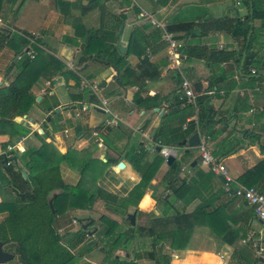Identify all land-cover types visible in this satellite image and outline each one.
Here are the masks:
<instances>
[{
    "label": "crops",
    "instance_id": "0c3cea01",
    "mask_svg": "<svg viewBox=\"0 0 264 264\" xmlns=\"http://www.w3.org/2000/svg\"><path fill=\"white\" fill-rule=\"evenodd\" d=\"M237 1L238 3L236 0H129L131 5L137 7V12L134 14L132 13V6L121 7L119 5L120 0L104 1L103 5L106 9L104 16H102L104 22L107 23L109 18L112 19L109 17L110 14L119 16V13L122 12L124 15L122 29L118 32L120 33L119 41L127 38L134 25L150 23V26L144 30L147 32L152 27L159 25L163 27L165 23L170 21H192L194 23L195 34L186 36L185 39H180V33H171L176 41L177 52L180 56V64L177 67L169 59L170 50L161 39L162 27H160L162 29L160 42L163 47L154 55L150 54L149 47L146 48L145 52L149 62L153 65L152 70L156 73V77L144 81L146 90L144 89L145 92L141 95L157 94L165 100H162L161 104L156 107H150V109L137 107L132 99L135 87H117L112 67H100L96 76L88 81L90 83L103 81L104 83L100 87L97 83V89L92 90L89 87L96 98L95 103L72 100L71 96L80 92L79 88L73 86L74 81L72 79L65 82L64 78L58 74L53 77L40 76L31 87V92L39 99L35 100L26 114L13 118V122L18 124L14 125L13 128L24 131L25 134L19 136L17 133H0V155L3 157L11 155L16 161L14 166L11 164L12 162L10 163L13 166L11 171H15L20 166L14 152L19 153L26 146H39V139L34 132L42 134L40 124L43 123L47 115L53 116L50 111L46 112L38 105L42 95L48 92V94L53 95L58 103L56 108H59V112H54L59 114L56 124L61 130L53 131L48 122L45 123L47 137L44 138V141L52 142L60 153H64L67 148L87 150L93 158H98L101 161H105L107 158L114 161V164L110 161L106 172L101 176L99 183L96 182V185L112 193L117 199L125 197L141 177V174L134 169L133 163L127 158L128 150L137 152L139 149H144L145 152L141 160L146 163H149L156 156L160 157L158 151L149 148V145L158 146L151 140L153 129L161 126V123L167 124L169 127L179 126L182 128L188 120L195 122L196 112L198 109L201 110L200 105L199 107L195 102L193 104L188 103L183 97L184 101L180 104L182 107L180 111L167 117L163 116L170 104L173 105L175 101H180L176 95L179 87L175 84L176 73H178L180 79H186L193 89L194 100L200 95L208 97L207 103L210 108L208 113L212 117V121L210 120L212 124L209 126L204 121L203 124L206 125V128L197 126L198 130L193 132L198 135V146L188 147L186 143L193 133L184 136L178 146H162L174 149V160L180 157L182 150H188L185 160L179 161L178 172L171 182L173 186L179 185L181 179L186 180L194 177L196 170H200L202 173L210 170L213 174L210 181L207 182L209 185L206 189L201 190V196L208 200L206 214L200 223H195L193 220L189 227H184L182 223H173L170 220L174 215L191 213L199 203V198L183 204L179 199L173 198L170 188L164 190L165 182H168L170 176L173 177V172L167 170L172 163L169 166L166 165L162 156L163 161L158 164L152 178L148 181V186L137 202L136 208L141 211V214L150 215L149 218L160 217L159 229L162 231L171 232L177 226L183 228L179 241L174 242L177 247L170 248L171 239L168 237L166 241L164 240L159 244L161 253H163L162 249H167L165 254L169 256V264H264V222L257 220L250 205L230 190V188L233 190V187L237 188V186L253 187L264 193V69L260 66L261 62L264 61V28H262L259 20L251 21L253 26L252 39L246 51V43L241 36L234 38L222 31L212 30L208 25V20L212 19L228 17L242 20L246 14V9L242 0ZM61 2H67L68 6L71 5V8L65 7L69 11L67 14H62L59 11L56 0H0V21L2 23L0 29L5 30L8 37L13 34L24 37L27 44L26 48L22 47V50L31 45L37 47L38 50L28 48V51L32 53L31 58L25 52V55L30 59L37 57V60L45 63L48 55L60 61L64 65V69H72L73 67L72 71L80 77L81 88L85 86H82V77H84L82 68L84 66L81 69L74 66L79 48L70 43V39L74 35L73 25L80 23L88 27L87 22L94 27L98 26L100 23L98 7L103 1L97 0L93 3V8L84 13H82V9L86 7L87 0H61ZM141 12L144 13V16L139 15ZM25 33H29L30 36L25 35ZM77 40L81 41V37H78ZM182 44H189L205 50L196 49L192 51L191 56H187ZM208 48L227 52L234 51V54L228 60L212 63L205 58ZM247 53H252V60L257 63L248 62L242 67L243 59ZM237 55L240 58L239 62H236ZM17 56L20 55H15L14 50L6 45V41L0 40V86L7 85L15 76L17 72L15 62L20 58ZM163 60L166 62L165 64H161ZM155 63L158 65L157 69L154 68ZM251 70L254 72L252 73ZM56 77H60V81L53 84L52 80ZM180 92L182 93L181 87ZM52 100L50 98L45 99L42 106L47 107ZM102 102H104L107 110L102 108ZM70 103H74V105L77 103L82 106L78 108L79 110L75 109L76 111H74L76 116L82 112V115L78 116L79 120L82 119V135L79 134L81 138L74 141L77 146H82L81 148L67 145L68 141L66 140L65 143L62 138V134H67V130L72 128L62 124L69 112L74 109V105L70 107L73 109L67 107ZM86 105H90V108L84 109ZM93 105L104 111L93 110L91 108ZM154 108H157V111H154ZM201 114L203 115L202 111ZM112 120L114 124L104 125L105 121ZM72 126L76 129L75 132L78 128L80 129L77 124ZM94 131H97V136L92 135ZM207 131L213 132V136H204ZM119 134H122L123 137L120 138ZM88 136L94 139L96 150L92 149L91 146L84 147L89 144ZM108 137L111 140L108 141ZM97 140L101 143L99 147L96 145ZM182 141L185 142L182 144ZM126 142L127 147L124 150L123 145ZM201 147L211 155L213 165L215 163L223 165L229 180L225 181L222 176L211 171L210 165L201 163ZM116 162H122L123 167L116 170ZM254 166H257V169L251 170ZM59 170L63 181L66 177L73 179L74 175L70 169L66 171L64 167L59 166ZM1 172L3 177L0 176V202L17 203V200L22 199L21 196L29 193L31 188L27 182L15 174L3 172V168ZM20 172L25 177L26 172L23 168L20 169ZM244 173L247 175L240 181L239 177ZM109 178L112 181H109ZM195 179L204 180L202 177ZM105 181L111 183L116 191L107 190L102 186ZM246 184L251 185L246 186ZM152 194L155 197L160 196L161 200L168 198L167 203L156 202L151 197ZM145 196L148 197L146 204L143 202ZM49 200L51 202V198ZM100 200L102 201L101 209L110 208L113 215L120 217L122 210L117 209V212H113L112 203L106 204L103 199ZM88 207V209L71 210L65 206L64 211L73 214V219L70 221L75 224L77 219H80L76 217L78 213H88L95 209V205ZM100 207L97 208L100 209ZM130 208L133 209L134 207L127 206L126 213L129 212L127 209ZM132 211L134 212V210ZM7 212V210L0 211V223ZM58 215L59 213L55 214L56 217ZM135 217L134 212V220ZM164 218L168 221L163 222ZM57 225L58 220L56 219L55 227ZM91 225L90 221L86 231ZM118 225L120 228L128 227L129 223L128 225L123 224L122 227L120 223ZM78 226L80 225L78 224ZM102 227L95 225V232H93L95 236L99 230L104 228ZM119 227L118 229H120ZM85 237H87L86 232ZM81 243L74 248H78ZM74 248L71 250L72 252ZM98 250L101 248L98 247ZM121 254L122 250L116 249L114 251V255L119 259H130L128 252L122 254L123 257L120 256ZM102 255L104 254L102 253ZM102 255L100 257L102 260L98 261L97 264H107L103 262ZM135 262L136 264L139 262L141 264H154L152 260L144 257L135 259Z\"/></svg>",
    "mask_w": 264,
    "mask_h": 264
},
{
    "label": "trees",
    "instance_id": "16d2710c",
    "mask_svg": "<svg viewBox=\"0 0 264 264\" xmlns=\"http://www.w3.org/2000/svg\"><path fill=\"white\" fill-rule=\"evenodd\" d=\"M56 1L58 2L59 11L62 12V14H67L69 11H67V8L65 9V7L68 6V3L61 2V0ZM96 1L97 0H87L88 3L86 4V7L82 9V13L91 10L93 8V3ZM102 1L103 2L99 4V7L97 6L99 13L98 16L100 18L98 26L86 27L80 23L73 25L74 35L72 39H70V43L72 46L79 48L74 66L80 67L85 64L82 68V72H84L83 78L86 82L100 71L99 69H96L95 72L87 73L92 63L99 64L101 68L112 67L114 72L116 71L114 81L117 87H135L132 99L137 107L150 109L152 106H158L161 104L162 100L165 99L162 97L160 98L157 94H145L144 96L141 94L143 89L146 90L144 81L156 77V73L152 70L153 65L149 62L145 51L146 48L149 47L150 54L154 55L163 47L160 42L162 29H160V27H152L149 31L145 32L144 30L150 26V23L147 22L141 25H134L127 35L126 43L123 45V51L120 52L119 46L122 45L119 43L120 33H118V30L120 25H123L124 15L122 12L119 13V16L116 14H110L109 17L112 19L109 18L107 23L104 22L102 16H104L103 14H105L106 9L103 3L106 0ZM242 1L246 9V14L242 20L228 17L212 19L208 20V25L212 30L222 31L229 34L231 37L236 38L237 36H241L246 43L245 49L247 51L252 39L253 26L251 21L253 22L255 19L259 20L262 28H264V0ZM124 2L128 5L129 0H124ZM131 6L133 10L137 12V7L133 5ZM68 7L71 8V5L69 4ZM163 30L169 33H180V39H185L186 36L195 34L194 23L192 21H170L164 24ZM25 35L30 36L29 33H25ZM78 37H81V41L77 40ZM0 40L3 42L6 41V45L14 50L15 55H20V58L15 62V68L17 69L15 76L7 85L0 86V133H17L19 136L25 134L24 131H19L13 128L14 125H18L13 122V118L26 114L35 103V95L31 92V87L40 76L53 77L55 74H58L64 78L65 82L72 79L74 81L73 86L80 89V92L71 96L72 100H80V102L85 101L87 103L96 102L94 94L88 87L84 86L80 88V77L72 71V69H64V65L54 57L47 55L45 63L37 60V57L34 59L27 57L25 52L28 48H32L33 50H38V48L31 45L27 49L22 50V47L26 48L27 44L24 37L17 36V34L8 37L7 32L0 29ZM182 48L185 49L187 56H191L192 51L196 49L201 51L205 50L189 44H182ZM232 54H234V51L227 52L220 49L214 50L208 48L206 50L205 58L212 63H219L228 60ZM130 55H133L138 59L137 63L134 64V68L127 65V57ZM252 57V53H247L243 59L242 67L248 62L254 63L255 61L252 60ZM239 60V55H237L236 62H239ZM165 63L164 60L161 61V64ZM260 66L264 69V61L261 62ZM157 67L158 65L155 63L154 68L157 69ZM175 84L179 87L176 95L180 101H175L173 105L170 104L168 106L169 109L163 115L164 117L172 115L180 111L182 108L180 107V104L184 101V96L181 92L179 93L181 79L178 73H176ZM47 98L53 100L50 105L43 107L42 103ZM207 100L208 97L206 95H200L194 100L197 106H201V110L198 109L196 112L195 122L188 120L182 128L179 126L169 127L167 124L161 123V126L153 129L151 140L158 146H178L179 142L184 139V136L198 130L197 126H202V128L205 129L206 125L203 124L204 121H206L207 125L211 126L212 123L210 120L212 121V117H210V114L208 113L210 108ZM38 105L46 112L50 111L53 115L52 117L47 115V117L44 118L43 123L40 124L42 134L34 132L35 136L39 139V146H26L23 151L19 153L14 152V155L20 164L15 171H11L16 164L15 159L11 157V155H8L7 159L12 161L11 164L13 166L11 164L6 165V160L3 161V156L0 155V167L2 166L3 172L12 175L15 174L24 182H27L31 188L27 195H23L21 196V200H17V203L0 202V211H8L0 223V241L2 242V245L7 243L13 244L12 247L15 249L18 257V264H66L73 258V252L71 250L80 242H86L84 241L86 230H81V228L78 229L77 232L72 234L71 239H66L65 242H63L62 235L57 232L54 223L57 217L64 215L66 212L64 211L65 206L71 210L78 208L86 209L89 204L92 203L94 198H100L103 199L106 204H108V202L113 204V212H117V209L122 210L123 212L120 211L121 216H125L126 208L129 205L134 207L135 214H141V211L136 208L137 202L141 198L145 188L148 186V181L152 178L158 164L163 161V159L161 156H156L149 163H146L141 160L143 153L145 152L144 149H139L137 152L134 150H128L127 158L133 163L134 169L141 174V177L140 180L131 187L125 197L117 199L115 195L96 185L97 178L104 175L106 172L104 171L105 167L110 165L111 160L105 158V161H101L98 158H93L87 150H74L67 148L64 153L58 152L52 142L44 141V138L47 137L45 123L48 122L53 131L59 129L56 124L59 114H56L53 110L58 103L53 95L45 92ZM201 111L203 112V115L201 114ZM77 132L80 131L78 130ZM212 133L207 131L204 133V136H213ZM127 142L123 145L124 150L127 147ZM187 155L188 150H182L180 157L178 159L176 158L167 168L168 172H173V177L170 176L169 180H167L168 182H165L164 185V190L170 188L169 190L173 198L179 199L183 204H187L195 198H199V203L193 208L191 213L178 214L170 218L173 223H182L184 227H189L193 220L195 223H200L203 216L206 214L208 200L201 196V190L206 189L209 185L207 182L210 181L213 176L210 170L206 173L196 170L193 175L194 177H190L186 180L181 179L179 185L173 186L171 182L174 180L173 178H175V175L178 172L179 161L185 160ZM111 162L114 164V161ZM62 163H65L71 169L77 171L81 176L78 185L70 187L68 195L63 191L65 184L63 183L59 170V166ZM257 166L252 167L251 170L257 169ZM21 168L26 172L25 177L21 175ZM1 169L0 176L3 177ZM89 171H91V173L92 171H95L96 175L90 173L92 178L86 179V175ZM246 175L247 173H244L239 177V180L241 181ZM196 177H202L204 180L198 181L195 179ZM86 180H90L91 184H95L92 185L94 186V189L92 190L93 192L90 191L89 186H86ZM250 185L251 184H246V186ZM55 190H59L58 193H54L53 191ZM230 190L234 193L231 188ZM151 197L155 199L156 202L163 204L167 203L168 200V198L161 200L160 196L155 197L153 194ZM49 198H51V204L54 209L53 213L50 212L48 207L47 202ZM147 201L148 197L145 196L143 202L146 204ZM56 213H59L57 217H55ZM166 218L163 219V222L168 221ZM160 221V217H154L150 221V223L152 222L154 225L153 227L151 224L148 226L137 225L134 227L133 232L135 234H138L139 236L146 234L150 236V238L152 237V239L149 242L148 250L142 252L135 251L133 253V258L131 257L130 259H119V257L114 255L116 249L127 251L130 237H126L121 232V229L118 230V224H116L112 230L104 227V229L101 230L104 238L103 244L99 246L104 253L103 262H106L107 264H136L135 259L144 257L152 260L154 264H169V256L159 251V244L164 240L166 241L168 237L171 239V242H169L170 248L177 247L174 242L179 241L178 239L183 232V228L177 226L171 232L162 231L159 229ZM124 238H126V241L123 243L122 240ZM83 245L84 247L87 246L85 244ZM92 245L94 246V244ZM8 251L11 252V249Z\"/></svg>",
    "mask_w": 264,
    "mask_h": 264
},
{
    "label": "rangeland",
    "instance_id": "374dc122",
    "mask_svg": "<svg viewBox=\"0 0 264 264\" xmlns=\"http://www.w3.org/2000/svg\"><path fill=\"white\" fill-rule=\"evenodd\" d=\"M119 5L121 7H124L127 4L124 2V0H120ZM128 5H130V7H131L130 2H128ZM132 13L133 14L135 13V11L133 10V8H132ZM86 25L88 27H92V26L94 27V25H91V24H89L87 22H86ZM119 43H121L122 46L125 45L126 39L120 40ZM137 61H138L137 57H135L133 55H130V56L127 57V65H129V67H133L134 68V64ZM99 68H100V65L99 64H93L92 63V65L89 68V70H88L87 73L95 72V70L96 69H99ZM72 69H73V67H72ZM95 76L96 75H94L93 77H95ZM97 83H98V81H92L91 83L90 82H86L84 80V78L82 77V86L85 85L88 88L90 87L91 89H97V87H96V84ZM90 84H92V85H90ZM129 88H131V87H129ZM71 89H73V88H71ZM143 92H144V89L142 90V93ZM192 92H193V89H192ZM72 105H74V103H70L69 105H67V107L69 109H73V108H70ZM78 105L79 104L76 103V105H74L73 111L69 112V114L66 116L67 118L62 121V124L63 125H66L68 127H72L71 129L67 130V134H62V138L64 139L65 143H66V140L68 141V143H70V144L67 143V145H71L74 148H76V147L81 148L82 147V146H77V143L74 142L75 140H78L79 138H81L79 136L82 135V132H81V130H82L81 129V127H82V125H81L82 121L81 120L82 119L81 120L78 119V116L79 115L81 116L82 115V112H81V114H78V116H76L75 113H74V111L79 110L78 109L79 108ZM74 124L79 125L80 129L78 128L77 131L80 130V132H75L76 129H74V126H72ZM60 130L61 129H59V131ZM119 137L122 138L123 135L122 134H119ZM88 140H89V144H87L84 147L91 146L92 149L96 150L95 147H94V139L92 137L88 136ZM107 140L108 141L111 140L110 137H108ZM39 144H40V142H39ZM61 166L64 167L66 171H67V169H70V172L72 173V175H74L73 176V179H70V178L66 177V178H64V181H63V183L65 184V187H63V191L65 192V194L68 195V193L70 192V190H69L70 187H72L74 185L77 186L78 185V182L81 179V176H80V174L77 171L71 169L69 166L65 165L64 163H62L60 165V167ZM107 168L108 167H105V170L104 171H106ZM116 170H119V169L116 168ZM90 173H91V171H89L87 173L86 179L92 178L90 176ZM91 174L96 175V172L95 171H92ZM100 178L101 177L97 178V180H96L97 183H99L98 181H100ZM108 180L109 181H112V179H110V178ZM106 181H105L104 185L102 184V186H104L107 190L116 191V189L112 186V184L109 183V182H106ZM93 184L94 183L91 184V181L90 180H86V186H89L90 191H92L94 189V186H92ZM58 191L59 190H55L53 192L54 193H58ZM53 196H54V194H53ZM101 202L102 201L99 198H94L92 200V203L89 204V206L95 205V209L92 210L93 212L91 211V212H88V213H78V215L76 216L77 218H80L83 221V223H85V221L87 220V218H91L92 225L89 226L90 228L88 230H90L91 228L95 227V225L96 226H101V227L103 226L106 229L109 228L111 230L114 229L115 225L116 224H119V223L121 224V227H122L123 224L128 225L127 221L125 222V220H126L125 219V216H121L120 215V217H118V216L113 215L111 213V209L110 208L107 209V210L105 208L104 209H101V207H100ZM97 207H100V209H98ZM127 210H129V212H131L132 210H134V208L133 209L130 208V209H127ZM50 212L53 213V211L51 209H50ZM72 215L73 214L65 213L64 215L59 216V217L56 218L58 220V225L56 226V229L59 227V229H57V232L60 235H62L63 242H65L66 239H69V238L71 239L72 234L75 233V232H77L78 229H80V226H78V223L72 224V222L70 221V220L73 219ZM149 217H151V216L150 215H147V214L145 216V215H143V213L142 214H136L134 227H136L137 225L148 226L149 224H151L152 227H153L154 225L152 224V222L150 223V221L153 218H149ZM54 225H55V223H54ZM134 227H133V229H134ZM126 228L127 227H125V226H123L122 228H120L121 229V232L123 233V231ZM84 229L86 230V228H84ZM99 231L100 232H97L96 236L94 235V233H92L90 235H87V237H84L85 241L87 239H89L88 241L91 240L92 242L90 243V245H87V242L88 241H86L85 243L82 242L78 246V248H74V250H73V253L74 254L72 253L73 254V258L70 261H68L66 264H97L98 261H101L102 259L100 257H101V255H102L103 252L101 250H98V247L103 244L104 238H103V235H102L103 232L101 230H99ZM86 233H87V231H86ZM128 237H130V240L128 241L127 251H123L122 250V254L128 252L130 254L129 255L130 258L131 257L133 258V251L142 252L144 250H148L149 249V242L151 241L152 237L150 238V236H148L146 234L139 236L138 234H135L133 231H132V233ZM125 241H126V238H124L122 240L123 243ZM83 244H85L87 246L84 247ZM92 244H94V246ZM12 246H13V244L7 243V244H4L2 246V248L4 250L5 249L6 250L7 249L10 250L11 249V252L13 254V257H12V259L8 263L9 264H18V262H17L18 261L17 260L18 259L17 254L15 252V249ZM118 250H121V249H118ZM166 251H167V249H162V252L163 253H165ZM122 254L120 256H122ZM102 256H104V255H102ZM139 264H141V262H139Z\"/></svg>",
    "mask_w": 264,
    "mask_h": 264
},
{
    "label": "built area",
    "instance_id": "2783aa9c",
    "mask_svg": "<svg viewBox=\"0 0 264 264\" xmlns=\"http://www.w3.org/2000/svg\"><path fill=\"white\" fill-rule=\"evenodd\" d=\"M236 3H238V1L236 0ZM140 16H144V13L141 12L139 13ZM159 25V24H156ZM2 26V23L0 21V27ZM158 27H162V25H159ZM163 28V27H162ZM161 39L163 40V42L166 43L167 47L170 50L169 53V59L172 60V63L175 67H177L180 64V56L177 52V44L175 43L176 41L173 39L172 34L169 32H166L163 30L162 35H161ZM26 54L31 58L32 57V53L30 51H26ZM20 56H17V58H19ZM251 72L253 73L254 71L251 70ZM181 90H182V94L186 100V102L193 104L194 103V94L192 93L191 87L188 84V81L184 78H182L181 80ZM103 104V109L107 110V108L104 105V102H102ZM114 124L113 120L112 121H105L104 125H111ZM97 131H94L92 133L93 136H97ZM96 145L99 147L101 145V143L99 142V140H97ZM158 153L165 158L167 155L171 154L174 155L175 151L173 148L171 147H167V146H160ZM200 157H201V163L204 165H210V169L211 171H213L216 174H219L220 176H222L225 181L229 180V177L226 175L225 170L223 165L215 163V165H213V158L211 157V155L209 153H207L205 151V149L203 147H201V153H200ZM6 158V165L10 164L12 161ZM225 190H227V188H225ZM234 194L240 196L242 199H244V201L250 205V207L252 208V211L254 213V216L257 220L264 222V193L256 190L253 187H241V186H237L236 190L234 191Z\"/></svg>",
    "mask_w": 264,
    "mask_h": 264
},
{
    "label": "water",
    "instance_id": "95a60500",
    "mask_svg": "<svg viewBox=\"0 0 264 264\" xmlns=\"http://www.w3.org/2000/svg\"><path fill=\"white\" fill-rule=\"evenodd\" d=\"M122 29V25L120 26L118 32H120ZM119 51L122 52L123 51V46H119ZM85 64L81 65V67H79V69H81ZM114 77L116 76V71L114 72ZM57 81H60V77H56L52 80V83L55 84ZM104 83L103 81L99 82L98 83V86H102ZM39 97H35V100H38ZM79 108H81V105H78ZM90 108V105H86L84 107V109H89ZM91 108L93 110H96V111H100V112H103L104 110L103 109H100L99 107L97 106H91ZM56 113L59 112V108H56L54 110ZM154 111H157V108H154ZM185 141H182L181 143L183 144ZM187 145L188 147H193V146H198L199 145V138H198V135L197 133H193L192 135L189 136V138L187 139ZM149 148H153L155 149L156 151L159 150V146H156V147H153L152 145H149ZM14 158V157H13ZM3 161L6 160L5 157L2 158ZM174 161V156L169 154L167 155L165 158H164V163L166 165H170L172 162ZM116 167L119 169V168H122L123 167V163L122 162H118L116 164ZM233 190L235 191L236 190V187H233ZM164 198V197H163ZM48 207L52 210V205H51V202L50 200L48 201ZM125 219L127 220V222L129 223V226L123 231V234L128 237L132 231H133V226H134V223H135V220H134V212H128L126 213L125 215ZM91 219H87L85 221V223H83V221L81 219H77V223L80 225V227L82 229L86 228L89 223H90ZM95 231V228L93 227L92 229L90 230H87V235H90L92 234L93 232ZM92 241H88L87 242V245L90 244ZM127 255V254H125ZM13 257V254L10 252V251H7V250H4L2 249V242L0 241V264H9L8 262L12 259ZM263 263H264V259H263Z\"/></svg>",
    "mask_w": 264,
    "mask_h": 264
},
{
    "label": "bare ground",
    "instance_id": "6f19581e",
    "mask_svg": "<svg viewBox=\"0 0 264 264\" xmlns=\"http://www.w3.org/2000/svg\"><path fill=\"white\" fill-rule=\"evenodd\" d=\"M52 211L54 212V209H53V207H52Z\"/></svg>",
    "mask_w": 264,
    "mask_h": 264
},
{
    "label": "flooded vegetation",
    "instance_id": "af4514ba",
    "mask_svg": "<svg viewBox=\"0 0 264 264\" xmlns=\"http://www.w3.org/2000/svg\"><path fill=\"white\" fill-rule=\"evenodd\" d=\"M90 225V224H89Z\"/></svg>",
    "mask_w": 264,
    "mask_h": 264
}]
</instances>
